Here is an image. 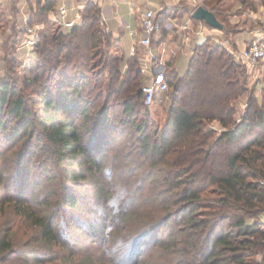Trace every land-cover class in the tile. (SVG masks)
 Returning a JSON list of instances; mask_svg holds the SVG:
<instances>
[{"label": "trees", "instance_id": "16d2710c", "mask_svg": "<svg viewBox=\"0 0 264 264\" xmlns=\"http://www.w3.org/2000/svg\"><path fill=\"white\" fill-rule=\"evenodd\" d=\"M12 3L11 14H0V25L12 23L13 29L1 59L5 73L0 78V131H9L14 145L22 143L25 155L51 153L62 172L57 176L60 191L47 192L41 202L22 198L21 188L14 198H5L20 219L15 224L31 231L25 245H42L47 252L35 248L20 254L11 231L0 230V257L8 255L3 261L18 255L25 259L22 264H56L57 247L76 257V248L69 250V241H74L70 232L78 234L84 227L73 213L80 207L73 187L88 181V204L99 197L108 202L112 195L107 193L105 175L109 164L94 156L92 141L87 139L96 131V145L100 131L112 125L111 115L120 109L127 116L123 124L142 134L143 155L150 158L133 169L135 177L144 178L134 191L140 206H118L119 212L108 206L102 215L110 225H102L101 231L107 227L113 232L118 218L132 225L138 217L133 227H144L136 235V244H141L145 237L175 223L176 229L160 249L181 256L178 264H264V230L259 221L264 213V103L248 84L249 65L235 57L242 50L239 44L233 43L231 49L223 45V39L239 33L231 22L234 4L256 11V0H203L201 6L223 24L222 30H215L224 36L215 45L211 38L196 44L184 75L175 70L166 73L169 91L164 97L170 105L162 127L151 125V110L145 103L143 86L149 77L143 72L144 50L128 58L114 56L123 32L107 30L100 6L85 5L82 20L65 29L49 20L58 0H29V23H43L45 28L29 63L23 65L24 54L18 51L23 32L16 30L19 4ZM260 3L264 7V0ZM197 8L185 5L181 10L191 19ZM170 10L166 5L162 20L158 14L163 27L181 13L176 7L171 18ZM22 65L23 76L16 77ZM242 100L246 108L241 115ZM23 160L17 159L15 175L28 178L32 158L26 165ZM120 167L113 165L112 170L118 173ZM50 181L52 177L46 179ZM257 256L261 262H255Z\"/></svg>", "mask_w": 264, "mask_h": 264}, {"label": "rangeland", "instance_id": "374dc122", "mask_svg": "<svg viewBox=\"0 0 264 264\" xmlns=\"http://www.w3.org/2000/svg\"><path fill=\"white\" fill-rule=\"evenodd\" d=\"M1 1L5 4L2 3L3 5L0 7V14L3 12H6V14H11L10 11L13 7V1ZM134 2L133 8L135 13L133 20L138 21V17L140 18V14L145 10V8L143 9V5L140 4L141 1L135 0ZM200 2L202 4L203 0H200ZM256 2V11L249 10L246 7H239V5L236 3L234 4L233 9L230 11L232 13L231 22L233 24V29L239 33L237 35L230 36L228 40L223 39L225 47L227 46L226 48L231 49L233 43L236 42L239 44L240 48L243 49L248 47L258 37L264 36V7L260 5V0H256ZM185 5L191 7L195 6L196 4L193 2V0H175L167 4L169 10L173 9L169 11L171 18L174 15V9L176 7H179L181 10ZM165 7L166 6H164V8ZM128 10V7L122 6L119 9V14L125 17ZM180 12L181 13L178 14L175 13L178 16L170 20L173 24V29L176 32L179 29V26L181 27V25L185 24L190 19L188 15L182 13L183 10ZM160 14V18L162 20L164 18L163 11H160ZM191 19L195 24L202 23L196 19H193V17ZM117 25V21L114 20L110 23V26L112 27ZM205 26L209 29L211 28L207 25ZM11 27L12 23L8 24L7 26L4 24L0 25V39L2 42L0 53V78L3 77L5 73L1 59L4 56V50H6L5 42L8 40V36L11 35L10 29L13 30ZM197 28V26L192 27V33H195ZM125 34L127 33H123V37ZM223 36V33L218 32L213 36V38H211L212 43L214 45L217 44L216 41L219 39L222 40L221 38ZM178 38L179 35L175 36L174 40L176 41ZM122 44L127 54L129 50V44L126 42V38L123 39ZM123 48L122 45H120L118 48L113 50L112 54L114 56L123 55ZM23 54L25 55V53ZM24 57L25 61L23 62V65H27L30 59L27 56ZM23 65L18 69V73L15 72L14 75H16V77L23 76ZM246 69L250 88L256 89L260 102L264 103V62H260L255 66L249 65V67H246ZM169 105V100H165L164 96H160L150 106H148L151 110L152 116L151 125L155 127H162L166 119V112ZM245 108L246 102L242 100L241 106L239 107L241 115L243 114ZM111 116L112 125L105 130H101L102 132L100 131V139H97V144L93 145L95 142L96 131L92 132L88 136L89 139H87V143L92 141V146L95 149L93 151L94 156L97 159L103 160L109 164L107 169H110V173L106 176V178L111 183L108 182L107 184V193L112 194V197L117 193L122 192L123 195L118 206L124 205L127 207L129 206V208H137V206H140V204L138 205V201H135L136 194H134V191L136 187L143 184L142 180L144 178H142L140 175L135 177L133 174V169H136L138 166L142 165V163L148 160L150 157L149 155H143V148L140 143L142 134L138 133L135 128L131 127V125L126 126V124H123V121L127 119V116L122 114V110L119 109L115 115ZM87 125L92 128L91 122H89ZM10 134L11 133L9 131L4 133L2 130L0 131V208H2L3 205L5 206V212H2L0 215V230L11 231V235L13 236L12 240H14L15 243L14 248L20 254H22V252H32L35 250V248H40L46 253L47 251L42 249V245L39 247H28L25 245L30 239L31 231H29L24 225L17 226L15 224L20 222V219L18 217L15 218L14 214H12V209H10L9 204H5L4 200L5 198H14L16 194L20 192V188L23 190L22 198H25L31 203L41 202L44 199L45 194H47L49 191L59 192L60 181L58 178L61 175L60 172H62L60 170L61 165L58 164L52 154L48 152L38 151L35 156L25 155V150L23 151L21 147L23 144L20 143L14 145L15 141L11 140L12 138L9 139ZM20 156L24 157L23 165L28 164L29 160L32 158V165L30 166L28 178L26 174L15 175V171L18 167L16 161ZM40 163L45 165L44 168L43 166L41 167L39 165ZM113 165H115L116 168L121 166V169L118 173L117 170H112ZM51 177L52 181L46 182V179H50ZM128 179H133L134 184L132 181L131 183H128ZM98 182L102 183V180L99 179ZM132 188H134L133 191L131 190ZM89 189L90 187L88 186V181H84L79 185L74 186L72 190L76 193V195H78V201L80 204L79 209L73 211V213L74 216L77 217V220H79V223L83 225L84 229H80L78 234L76 231L70 232V236L74 237V241H69V250H71L70 247H75L76 249L74 250H76V253L78 254L76 257L71 258L67 249L61 252L60 247H57L55 252L59 249L60 253L56 264H178L181 256L176 254L171 256L170 253H168L163 248L160 249V245H162L163 242L169 237V234L173 233L176 229L174 227L175 223H172L167 228L165 227L164 229H160L155 233L154 236L145 237L141 244H135L131 254L126 259L118 260L120 253L115 248V241L117 239L136 237L138 233L137 231H139L140 228L141 231L144 230V227H140L139 229L133 227L138 225V217L135 218V222L132 225H129L127 222H124L123 219L118 218L116 222H114L113 232L107 230V227L105 228V231H101L100 228L102 225H110V222H108L109 219L103 216L105 213L102 215V213L108 208V202H106L105 199H101L99 197L98 199L94 198L93 201H90L91 203L88 204V201L86 200H89L88 197L91 194ZM94 192H96V190H94L92 194H94ZM210 197L215 198L216 195L210 194ZM67 218L68 217L66 216V219ZM67 220L69 221V218ZM259 221L261 222L262 229L264 230V213L260 215ZM89 225H91L92 229ZM125 226H128L131 229L130 232L126 231ZM90 233L98 234L97 236H100L97 238L91 237ZM7 257L8 255H5V257H0V264H22L25 261V259H23L24 257L17 255L15 259L4 262L3 258L5 259ZM254 260L255 262H261V257L257 256Z\"/></svg>", "mask_w": 264, "mask_h": 264}, {"label": "built area", "instance_id": "2783aa9c", "mask_svg": "<svg viewBox=\"0 0 264 264\" xmlns=\"http://www.w3.org/2000/svg\"><path fill=\"white\" fill-rule=\"evenodd\" d=\"M13 1L18 2L20 10L18 13L16 30L18 32H23V41L19 46L18 51L25 53L24 56L29 58L37 40L41 35V32L45 28V25L43 23H29L30 14L25 11L29 0ZM102 1L103 0H78V4L76 6H70L65 0V2L63 1L61 5L57 6L58 8L49 14V20L61 25L65 29H72L82 20L81 9L85 5L92 3L101 7ZM173 1L175 0H161L160 8H155L150 2L147 3V7L142 12L140 18L139 28L141 30L139 31L129 27V35L133 40L131 46L129 47V56H134L139 49H143L145 54L143 72L146 74L152 72V77L148 83L143 86V93L147 106H150L155 101L157 96H164L169 91L166 72L164 70H157L156 67L158 62L156 61V56L153 55V40L162 34L164 27L166 28L172 23L171 21H168L163 27L157 17L159 12L164 10V6ZM193 2L196 4L195 6H201L200 0H193ZM19 20L21 21V24H19ZM189 20L192 22V19ZM102 24L107 25L103 17ZM181 30L186 32L184 42L189 48L190 55L192 57L196 46L192 43V25L187 23L181 27ZM10 33H13L11 29ZM203 34V31L197 33L198 36ZM1 48L2 42L0 39V53ZM235 57L238 61L247 63L250 66H255L260 62H264V36H260L255 39L248 47L243 48L240 52H238ZM165 100H168V98Z\"/></svg>", "mask_w": 264, "mask_h": 264}, {"label": "crops", "instance_id": "0c3cea01", "mask_svg": "<svg viewBox=\"0 0 264 264\" xmlns=\"http://www.w3.org/2000/svg\"><path fill=\"white\" fill-rule=\"evenodd\" d=\"M13 1V0H12ZM34 1V0H33ZM65 2V0H58V5H61L62 2ZM135 0H103L101 4V12L102 17L105 19L107 24V30L111 33L118 34L121 31L125 34L123 39L126 38V42L129 44V47L132 44V38L129 35V27H132L133 29H137L140 31L139 24H140V18L138 17V21L133 20L134 11L133 6ZM141 1V5H143V9L147 7V3H151L152 6L155 8L161 7V0H138ZM0 0V7L5 4ZM66 3L70 6H76L78 4V0H66ZM122 6H126L129 8L127 14L124 16L119 14V9ZM29 5L26 7V13L30 14L29 11ZM58 8V7H57ZM20 11V10H19ZM19 13V12H18ZM18 18V14H17ZM117 21V26H110L111 21ZM138 22V23H137ZM190 23L192 27L197 26V31L193 33L192 35V43L196 44H202L209 38H213L214 35H216L218 32L215 29H209L205 26L204 23L200 24H194L193 22H190L188 20L185 24ZM19 24H21V21L19 20ZM181 25V27L183 26ZM181 27L179 26V29L174 31L173 24L171 23L169 26L166 27V31L163 30L162 34L157 36L153 42V55L156 56V61L158 62V65H156L157 70H164L166 73L170 70H175L180 76L184 75L185 72L188 69L191 55L190 50L186 46L184 42V37L186 35V32H183L181 30ZM203 31L204 34L201 36H198L197 33ZM179 35L178 40H174L175 36ZM156 42V43H155ZM225 46V44L223 43ZM227 47V46H226ZM123 48V44H122ZM229 49V48H227ZM123 55H127L126 57H129V50L126 54L124 48H123ZM149 80L152 77V72L148 74Z\"/></svg>", "mask_w": 264, "mask_h": 264}, {"label": "clouds", "instance_id": "9594fccd", "mask_svg": "<svg viewBox=\"0 0 264 264\" xmlns=\"http://www.w3.org/2000/svg\"><path fill=\"white\" fill-rule=\"evenodd\" d=\"M110 173V169H105V175H108ZM123 193H117L116 195L112 196L108 200V206L114 210V212H119L120 209L118 207V204L122 198ZM65 234V233H61ZM136 237H131L128 239H117L115 241V248L119 251V257L118 260H124L126 259L132 252L133 248L136 244Z\"/></svg>", "mask_w": 264, "mask_h": 264}, {"label": "water", "instance_id": "95a60500", "mask_svg": "<svg viewBox=\"0 0 264 264\" xmlns=\"http://www.w3.org/2000/svg\"><path fill=\"white\" fill-rule=\"evenodd\" d=\"M193 18L200 22H206L209 26L217 30H222L224 27L223 24L217 19L216 15L203 6H199L194 11Z\"/></svg>", "mask_w": 264, "mask_h": 264}]
</instances>
